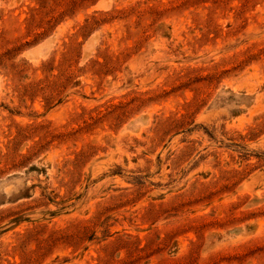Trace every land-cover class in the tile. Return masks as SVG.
<instances>
[{
    "label": "rangeland",
    "instance_id": "1",
    "mask_svg": "<svg viewBox=\"0 0 264 264\" xmlns=\"http://www.w3.org/2000/svg\"><path fill=\"white\" fill-rule=\"evenodd\" d=\"M0 264H264V0H0Z\"/></svg>",
    "mask_w": 264,
    "mask_h": 264
}]
</instances>
